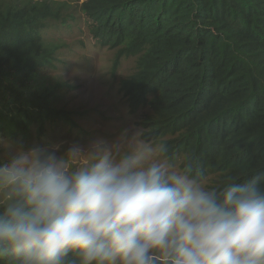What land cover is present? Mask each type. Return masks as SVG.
I'll list each match as a JSON object with an SVG mask.
<instances>
[{
	"label": "trees",
	"instance_id": "obj_1",
	"mask_svg": "<svg viewBox=\"0 0 264 264\" xmlns=\"http://www.w3.org/2000/svg\"><path fill=\"white\" fill-rule=\"evenodd\" d=\"M80 1L0 0V137L79 130L84 111L60 106L75 88L54 76L65 44L47 32L81 9L146 140L209 187L264 174V0Z\"/></svg>",
	"mask_w": 264,
	"mask_h": 264
},
{
	"label": "clouds",
	"instance_id": "obj_2",
	"mask_svg": "<svg viewBox=\"0 0 264 264\" xmlns=\"http://www.w3.org/2000/svg\"><path fill=\"white\" fill-rule=\"evenodd\" d=\"M61 147L0 159V264H264V174L209 187L140 127Z\"/></svg>",
	"mask_w": 264,
	"mask_h": 264
},
{
	"label": "rangeland",
	"instance_id": "obj_3",
	"mask_svg": "<svg viewBox=\"0 0 264 264\" xmlns=\"http://www.w3.org/2000/svg\"><path fill=\"white\" fill-rule=\"evenodd\" d=\"M76 15L78 22L60 27L52 33L47 32V35L59 38L65 44L54 76L71 82L75 88L64 97L60 106L84 111V116L75 122L79 130H69L65 126L54 129L47 127L44 137L37 139L32 134L28 142L0 137L10 145L8 148L0 147V159L7 160L13 148L28 149L56 143L62 144L60 153H63L74 143L86 147L98 137L112 141L121 132L127 130L130 134L139 127L141 114L127 113L123 100L116 95V80L111 78L113 52L95 46L81 9ZM128 66L123 63L115 73L116 77L124 76ZM175 164L180 167L178 163Z\"/></svg>",
	"mask_w": 264,
	"mask_h": 264
}]
</instances>
